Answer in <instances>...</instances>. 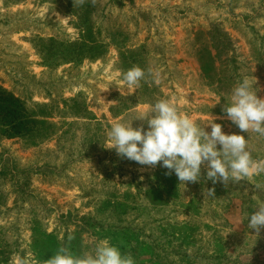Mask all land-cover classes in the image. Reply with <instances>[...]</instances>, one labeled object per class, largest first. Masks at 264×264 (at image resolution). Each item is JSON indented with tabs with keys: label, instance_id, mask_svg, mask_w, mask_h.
Listing matches in <instances>:
<instances>
[{
	"label": "rangeland",
	"instance_id": "374dc122",
	"mask_svg": "<svg viewBox=\"0 0 264 264\" xmlns=\"http://www.w3.org/2000/svg\"><path fill=\"white\" fill-rule=\"evenodd\" d=\"M3 8L0 0V85L56 116L54 133L36 147L0 141V264L27 254L43 264L62 245L74 255L94 254L105 238L136 264H264V230L247 226L264 202V174L213 184L205 162L201 181L184 185L160 164L120 158L106 148L111 126L132 122L147 130V120L136 118L152 105L119 115L120 97L136 90L123 82L119 48L109 46L99 60L49 57L31 41L80 43V21L38 0ZM102 15L94 28L105 42L144 47L134 56L137 66L160 72L159 84L150 77L154 98L171 100L208 132L215 122L225 134L244 135L253 158L264 159V138L241 132L222 111L245 76L264 99V0H103ZM196 43L217 48L221 90L198 77L189 55Z\"/></svg>",
	"mask_w": 264,
	"mask_h": 264
},
{
	"label": "clouds",
	"instance_id": "9594fccd",
	"mask_svg": "<svg viewBox=\"0 0 264 264\" xmlns=\"http://www.w3.org/2000/svg\"><path fill=\"white\" fill-rule=\"evenodd\" d=\"M86 0H73L74 6H83ZM95 3V0H92ZM152 77L160 83V72L133 66L123 72L122 79L129 90L140 86L142 80ZM113 102V101H112ZM222 111L226 118L241 132L256 133L264 138V99L258 98L250 78L245 76L233 88L230 103ZM136 119L147 120L143 126L133 128L130 123H114L107 133V147L114 149L122 159L139 165L155 167L157 164L174 172L180 183L201 181V166H207L206 179L227 186L250 177L264 174V159H254L248 140L241 134H225L222 125L212 122L211 131L198 126L187 115L179 112L175 103L159 99ZM218 145L220 146L218 148ZM257 189L261 185H255ZM215 188L207 189V196L214 197ZM248 228L259 234L264 230V202L259 203L248 216ZM70 243L74 236L69 234ZM14 264H38L31 254L16 255ZM43 264H136L133 256L124 254L109 239L100 240L93 253L74 255L71 248L62 245Z\"/></svg>",
	"mask_w": 264,
	"mask_h": 264
},
{
	"label": "trees",
	"instance_id": "16d2710c",
	"mask_svg": "<svg viewBox=\"0 0 264 264\" xmlns=\"http://www.w3.org/2000/svg\"><path fill=\"white\" fill-rule=\"evenodd\" d=\"M26 1L28 0H2V5L4 8H9ZM38 1L40 3L57 6L67 11V13L74 15L81 23L80 27L83 29V40L80 43H69L64 46L62 43H55L54 39L51 38H37L31 41L32 48L36 52L46 51L44 52L45 55L48 54L49 57H58L61 60H99L107 55L109 46H113L114 44L119 48V60L122 63L123 72L138 65L134 56L140 50L143 52L144 49L142 48L144 47L130 50L126 46V41L123 43L122 39H120L118 44L113 38H108L110 41L105 42L104 37L101 36L102 32L95 31V19H99L104 15V13L102 15L103 0H95V3L92 0H86L83 6H74L73 0ZM116 32L115 34L118 37L121 34L123 35L118 30ZM40 43L44 45L38 47L37 44ZM202 44L196 43L193 52L191 51L189 54L198 63L200 71L198 77L208 83L210 87H213L214 91L221 90L224 79L217 73L218 68L213 63L215 55L212 54L213 51H216V56L218 55L217 48H210L206 44ZM67 50H70V52H66ZM152 88L153 84L150 82V77H147L146 81H141L140 86L136 88L134 94L120 97V106L118 107L119 115L126 113L137 105H153L157 102L158 100L154 98ZM47 106L43 104L28 105L27 102L19 99L12 92L0 85V141L17 138L23 140L28 146L36 147L50 139L55 127V124L50 122V119L56 115H53V110L47 108ZM81 111L82 109H78V111L74 112V115H77Z\"/></svg>",
	"mask_w": 264,
	"mask_h": 264
}]
</instances>
